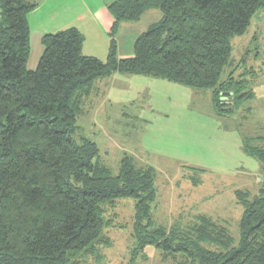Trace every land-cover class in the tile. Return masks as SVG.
Listing matches in <instances>:
<instances>
[{
  "label": "trees",
  "instance_id": "1",
  "mask_svg": "<svg viewBox=\"0 0 264 264\" xmlns=\"http://www.w3.org/2000/svg\"><path fill=\"white\" fill-rule=\"evenodd\" d=\"M35 6L0 0V264H87L110 246L106 230L115 214L108 213L126 199L134 205L132 261L154 247L175 264H264V178L256 195L235 191L243 211L237 242L207 216L167 228L151 215L154 167L124 154L112 173L96 142L76 137L83 101L98 78L115 73L207 89L216 115L236 112L254 98L246 75L254 67L234 75L231 40L264 12V0H113L106 61L83 53L85 38L73 26L43 34V51L29 69L27 15ZM152 8L160 19L136 37L131 56L117 58L120 23L138 21ZM243 150L264 176V147L245 140Z\"/></svg>",
  "mask_w": 264,
  "mask_h": 264
},
{
  "label": "rangeland",
  "instance_id": "2",
  "mask_svg": "<svg viewBox=\"0 0 264 264\" xmlns=\"http://www.w3.org/2000/svg\"><path fill=\"white\" fill-rule=\"evenodd\" d=\"M160 17L161 12L152 8L138 21L122 22L114 35L116 57L131 56L136 37ZM60 19L52 20L53 25L60 27ZM247 29L232 38L231 59L236 76L254 67V72L246 74L254 98L234 113L216 115L210 90L125 73L98 78L82 103L76 137L92 138L100 149V161L112 173L124 154L156 170L157 198L151 215L160 226L186 227L198 216H207L226 226L237 242L243 211L235 191L253 196L262 187L261 165L245 154L243 141L264 147V12L255 13ZM109 32L82 28L83 53L106 61L113 38ZM30 50L34 67L42 50L32 37ZM112 213L114 225L106 230L111 244L101 248L99 256L88 257L87 264H175L161 260L154 247L145 248L146 256L132 261L133 201L118 200L108 216Z\"/></svg>",
  "mask_w": 264,
  "mask_h": 264
},
{
  "label": "crops",
  "instance_id": "3",
  "mask_svg": "<svg viewBox=\"0 0 264 264\" xmlns=\"http://www.w3.org/2000/svg\"><path fill=\"white\" fill-rule=\"evenodd\" d=\"M33 3L35 6L28 13L30 26V39H34L36 45L41 46V36L45 33L55 32L64 27H76L79 31L87 27L91 31L99 29L109 31L112 27L113 17L107 9V5L113 0H25ZM61 17L60 27L53 25L55 18ZM91 25V28L87 24ZM84 23L81 27V23ZM31 23L34 24L31 25ZM68 23V24H66ZM71 23V24H70ZM122 23V22H121ZM120 23V25H121ZM49 25V26H48ZM81 28V29H80ZM85 41V40H84ZM43 51V50H42ZM41 51V52H42ZM41 55V54H40ZM30 57V56H29ZM31 58L28 59V68L34 69L38 63L31 64Z\"/></svg>",
  "mask_w": 264,
  "mask_h": 264
}]
</instances>
